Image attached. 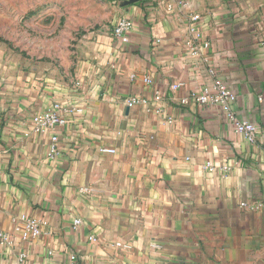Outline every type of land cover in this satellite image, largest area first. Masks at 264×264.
I'll return each mask as SVG.
<instances>
[{"label":"crops","instance_id":"0c3cea01","mask_svg":"<svg viewBox=\"0 0 264 264\" xmlns=\"http://www.w3.org/2000/svg\"><path fill=\"white\" fill-rule=\"evenodd\" d=\"M112 9L68 82L12 77L0 59V264H70L71 254L77 264H264V0ZM122 18L134 23L128 42L112 36ZM217 81L237 97L236 117L256 125V143L192 98ZM133 98L147 103L130 108ZM55 103L66 126L36 132L32 118ZM21 215L43 234L24 240Z\"/></svg>","mask_w":264,"mask_h":264},{"label":"rangeland","instance_id":"374dc122","mask_svg":"<svg viewBox=\"0 0 264 264\" xmlns=\"http://www.w3.org/2000/svg\"><path fill=\"white\" fill-rule=\"evenodd\" d=\"M114 0H0V59L12 77L68 82L111 26Z\"/></svg>","mask_w":264,"mask_h":264},{"label":"built area","instance_id":"2783aa9c","mask_svg":"<svg viewBox=\"0 0 264 264\" xmlns=\"http://www.w3.org/2000/svg\"><path fill=\"white\" fill-rule=\"evenodd\" d=\"M182 1V0H181ZM200 20V16L195 15L192 18V22L196 23ZM134 23L132 20L128 18H122L117 21L115 26L112 30V36L114 39L128 42L129 36L131 35ZM192 35L196 36L195 39L191 40L188 43V48L192 54H198L199 52V45L196 43V40L199 39V34L197 29H191ZM264 47V41H263ZM146 83H149V79H145ZM183 87L182 83L176 84L172 86L174 91H177ZM192 98L202 106H210V107H217L221 110L222 114L226 117V119L234 126L236 132L242 136H244L250 143L254 144L257 141V127L255 124L249 121L239 120L234 112L232 111V104L237 100V97L234 93L223 83L217 81L213 90L205 89L202 94L196 95L193 94ZM157 101L161 100V97L158 95L156 97ZM147 102L143 99L133 98L128 102V106L130 108L140 105L146 104ZM182 104H188V100H183ZM66 109L60 104L55 103L49 110L45 111L41 115H36L32 118L33 129L38 133H43L45 131H53L56 128L64 127L67 124V119L64 116V112ZM75 112L80 113L79 111L74 110ZM58 142V137H52V146L50 151L51 159H55L59 153L56 149V143ZM104 153H114V150L109 149H102ZM1 159V154H0ZM206 168L213 172L217 169L212 166L211 164H207ZM223 172H227L229 169L227 167H223L220 169ZM242 207L248 208L250 205L242 204ZM262 208L263 205H259L256 207H252L253 210ZM18 221L24 225L23 231V239L29 240L34 237H39L43 234V225L40 221L31 218L27 215H21L18 218ZM82 224V220L77 219L75 221V226H79ZM8 237L7 235L0 229V246H5L7 244ZM90 241L96 242V236L92 235L90 237ZM118 247L128 249V246H123L121 244H117ZM26 258L24 254L20 256V259L23 260ZM70 264H77V257L74 254L70 256Z\"/></svg>","mask_w":264,"mask_h":264}]
</instances>
